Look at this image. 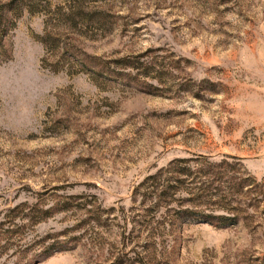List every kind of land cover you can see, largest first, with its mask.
Instances as JSON below:
<instances>
[{
    "label": "rangeland",
    "instance_id": "1",
    "mask_svg": "<svg viewBox=\"0 0 264 264\" xmlns=\"http://www.w3.org/2000/svg\"><path fill=\"white\" fill-rule=\"evenodd\" d=\"M36 9L0 23V264H264V0Z\"/></svg>",
    "mask_w": 264,
    "mask_h": 264
},
{
    "label": "trees",
    "instance_id": "2",
    "mask_svg": "<svg viewBox=\"0 0 264 264\" xmlns=\"http://www.w3.org/2000/svg\"><path fill=\"white\" fill-rule=\"evenodd\" d=\"M38 0H8L7 3H4L3 5H0V23L1 21L7 17V15L12 14H18V16L21 15V13L25 10H28L31 13L38 12L36 9V4ZM72 14H68L67 17H71ZM7 19V18H6ZM44 43L46 44V39L44 38ZM186 169H183L181 173L183 175L186 174ZM175 188L174 187H168L165 190V199L171 198L174 195ZM186 213H191V211H186Z\"/></svg>",
    "mask_w": 264,
    "mask_h": 264
}]
</instances>
